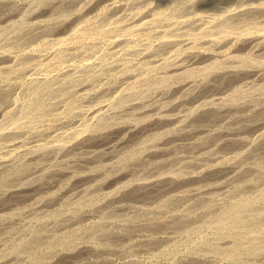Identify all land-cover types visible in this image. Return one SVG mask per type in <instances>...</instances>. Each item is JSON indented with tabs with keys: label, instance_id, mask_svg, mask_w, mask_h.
<instances>
[{
	"label": "rangeland",
	"instance_id": "rangeland-1",
	"mask_svg": "<svg viewBox=\"0 0 264 264\" xmlns=\"http://www.w3.org/2000/svg\"><path fill=\"white\" fill-rule=\"evenodd\" d=\"M118 1L0 0V264H264V0ZM214 58L226 68L198 70ZM178 62L192 76L168 80ZM209 106L230 112L198 121L217 136L190 147L178 137ZM230 128L246 143H223Z\"/></svg>",
	"mask_w": 264,
	"mask_h": 264
},
{
	"label": "bare ground",
	"instance_id": "bare-ground-1",
	"mask_svg": "<svg viewBox=\"0 0 264 264\" xmlns=\"http://www.w3.org/2000/svg\"><path fill=\"white\" fill-rule=\"evenodd\" d=\"M70 1H71V0H70ZM239 1H240V0H239ZM114 2H116V0H114ZM118 2H119V1L117 0V4H118ZM240 2L243 3L242 1H240ZM240 2H239V4H240ZM66 3H67V2H66ZM245 3H247V2L245 1ZM245 3H244V5H246ZM256 3H257V2H256ZM108 4L111 5L110 3H108ZM108 4H107V6H109ZM177 4H178V3H177ZM258 4H259V2H258ZM261 4H263V3H260V4H259L260 7H261ZM52 5H53L52 7L54 8V4H52ZM55 5H56V4H55ZM113 5H114V3L112 2V6H113ZM174 5H176V4L174 3L173 6H174ZM253 5H254V4H253ZM256 5H257V4H256ZM105 6H106V5H105ZM239 6H241V5H239ZM52 7H51V8H52ZM242 7H243V6H242ZM242 7H241V8H242ZM257 7H258V6H257ZM58 8H59V7H58ZM58 8H57V10H58ZM109 8H110V6H109ZM173 8H174V7H173ZM250 8H252V7H249V9H250ZM59 9H60V8H59ZM232 9H233V8H232ZM247 9H248V8H247ZM249 9H248V10H249ZM253 9H255V8L253 7ZM253 9H252V11H253ZM115 10H117V9H114V11H115ZM229 10H230V9H229ZM241 10H242V9H241ZM245 10H246V9H245ZM245 10H244V11H245ZM250 10H251V9H250ZM250 10H249V11H250ZM263 10H264V9H263ZM114 11H113V12H114ZM246 11H247V10H246ZM246 11H245V12H246ZM258 11H259V10H258ZM261 11H262V8H261ZM261 11H259V12H261ZM111 12H112V11H111ZM226 12H227V10H226ZM239 12H240V10H239ZM245 12H243V14H244ZM256 12H257V11H256ZM253 13L255 14V10L253 11ZM155 14H156V13H155ZM161 14H162V13H161ZM227 14H228V13H227ZM232 14H233V13H232ZM235 14H236V12H235ZM235 14H234V15H235ZM238 14H239V13H237L236 16H237V17H238V16L240 17L241 15H238ZM240 14H241V13H240ZM247 14H249V13H247ZM251 14H252V13H251ZM257 14H258V12H257ZM257 14H256V15H257ZM259 14H261V13H259ZM262 14H264V13H262ZM224 15H226V14H224ZM229 15H230V12H229L228 16H229ZM234 15H233V16H234ZM245 15H246V14H245ZM245 15H243L244 17L242 16V19L244 18V20H245L246 17H247V18H252V17H251L252 15H251V16L249 15V17H248L247 15H246V17H245ZM256 15H255L252 19H254L255 17H257ZM230 16H231V15H230ZM233 16H232V17H233ZM236 16H235V17H236ZM259 16H260V15H259ZM262 16L264 17V15H262ZM239 17H238V18H239ZM260 17H261V16H260ZM226 18L228 19L227 16H226ZM226 18H225V20H226ZM233 18H234V17H233ZM233 18L231 19V17H230L231 20H229V23H232ZM257 18H258V17H257ZM223 19H224V18H223ZM223 19H222V20H223ZM236 19H237V18H236ZM258 19H259V18H258ZM263 19H264V18H263ZM114 20H115V19H114ZM219 20H220V19H219ZM239 20H240V19H239ZM111 21H112V20H111ZM111 21H110V22H111ZM220 21H221V20H220ZM230 21H231V22H230ZM241 21H242V20H241ZM252 21H253V20H252ZM117 22H118V21H117ZM222 22H228V21H224V20H223ZM242 22H243V21H242ZM250 22H251V21H250ZM255 22H257V21L255 20ZM262 22H263V21H262ZM262 22H261V24H262ZM113 23H114V22H113ZM115 23H116V20H115ZM217 23H218V22H217ZM217 23H216V24H217ZM245 23H246V22H245ZM251 23H252V24L248 23V24L250 25V27H251V25H253V22H251ZM38 24H39V23H38ZM109 24H110V26L112 25L111 27L114 26V25L111 24V23H109ZM144 24H145V22H144ZM212 24H215V22L212 23ZM212 24H211V25H212ZM218 24H219V23H218ZM221 24H222V23H221ZM224 24H225V23H224ZM224 24H223V25H224ZM211 25H210V26H211ZM230 25H233V24H230ZM249 25H246V26L249 27ZM254 25H255V24H254ZM262 25H263V24H262ZM106 26H108V25H106ZM106 26H105V27H106ZM116 26H118V25H116ZM133 26H135V25H133ZM207 26H208V25H207ZM220 26H222V25H220ZM243 26H244V25H243ZM263 26H264V25H263ZM125 27H127V25H125ZM128 27H130V26H128ZM213 27H214V26H213ZM222 27H223V26H222ZM231 27H232V26H231ZM231 27H230V28H229V27L227 28V29H229V30H228L229 32L232 31V30H230V29H232ZM244 27H245V26H244ZM244 27H242V28H244ZM250 27H249V28H250ZM255 27H256V26H255ZM257 27H258V26H257ZM257 27H256V28H257ZM41 28H42V27H41ZM106 28H107V27H106ZM109 28H110V27L108 26V29H109ZM113 28H114V27H113ZM217 28H218V27H217ZM245 28H247V27H245ZM259 28H260V27H259ZM115 29H116V27H115ZM124 29H125V28H123V30H124ZM128 29H129V28H128ZM211 29H213V28H211ZM227 29H226V31H224V30L221 31V29H219V30H220V31H219V30L216 29V32L218 31V34H219V35H222V34H220V33L223 32V31H224V33L227 32V34H229L228 31H227ZM247 29H248V28H247ZM253 29L255 30L254 27H253ZM101 30H102V29H101ZM104 30H105V29H104ZM200 30H201V29H200ZM243 30H244V29H243ZM250 30H251V29H250ZM262 30H263V29H262V27H261V32L264 31V30H263V31H262ZM110 31H113V29H112V30L109 29V33H110ZM131 31H132V30H131ZM209 31H210V30H209ZM213 31H214V30H212V31H210V32H213ZM240 31H241V30H240ZM240 31H238V32H240ZM245 31H246V29H245ZM257 31H259V30H257ZM98 32H99V31H98ZM104 32H105V31H104ZM104 32H103V30H102V34H103ZM106 32H108V31H106ZM106 32H105V33H106ZM123 32H124V31H123ZM125 32H126V30H125ZM125 32H124V33H125ZM251 32H252V31H251ZM74 33H75V32H74ZM85 33H86V32H85ZM93 33H94V32H93ZM93 33H92V34H93ZM99 33H100V32H99ZM245 33H247V32H245ZM255 33H256V32H255ZM255 33H254V34H255ZM106 34H107V33H106ZM125 34H126V33H125ZM146 34H147V33H146ZM207 34H208V31H207ZM213 34H214V37L212 36L213 38L210 36V39H211V40H212V39H215V35H216V34H215V31L213 32ZM231 34L233 35V32H232ZM235 34H236V36L239 35V34H237L236 32H235ZM235 34H234V36H235ZM241 34H244V33L241 31ZM241 34H240V35H241ZM257 34H258V33H257ZM259 34H260V32H259ZM69 35H70V34H69ZM69 35H68V36H69ZM71 35H72V33H71ZM89 35H91V34L89 33ZM89 35H86V37L89 36ZM96 35H97V34H96ZM98 35H99V34H98ZM100 35H101V33H100ZM199 35H200V34H199ZM205 35H206V33H205ZM229 35H230V34H229ZM246 35H247V34H245V36H246ZM250 35H252V33L249 34L248 36H250ZM262 35H263V33H262ZM66 36H67V35H66ZM66 36H65V37H66ZM76 36H77V35H76ZM83 36H84V37H83ZM83 36H82V38H85V34H84ZM200 36H201V35H200ZM223 36H224V35H223ZM236 36H235L234 38H236ZM241 36H243V35H241ZM248 36H246V38H245V37H244V38L247 39ZM253 36H254V37H252V36L249 37L250 39H248V40H249L250 42L253 41V40H255V36H257V35L255 34V35H253ZM65 37H63V39H64ZM72 37H73V36H72ZM89 37H91V36H89ZM93 37H94V36H93ZM93 37H92V38H93ZM193 37H194V36H193ZM197 37H198V36H197ZM208 37H209V35H208ZM217 37H218V36H216V38H217ZM224 37H225V36H224ZM258 37H259V36H258ZM258 37H256V38H258ZM263 37H264V36H263ZM263 37L261 36V38H263ZM61 38H62V37H61ZM68 38H69V37H68ZM68 38H67V39H68ZM73 38H76V37H73ZM82 38H81V39H82ZM221 38H222V36H221ZM221 38H220V39H221ZM225 38H226V37H225ZM237 38L239 39V37H237ZM261 38H260V40L262 41V43H264V42H263L264 40H262ZM67 39H66V40H67ZM69 39H70V38H69ZM86 39H88V37H87ZM86 39H85V40H86ZM94 39H95V38H94ZM166 39H168V38H166ZM187 39H188V38H187ZM187 39H186V40H187ZM192 39H193V38H192ZM199 39H200V38H199ZM217 39H219V37H218ZM217 39H216V42H217ZM223 39H224V38H222V40H223ZM227 39H228V37H227ZM240 39H241V38H240ZM240 39H239V40H240ZM75 40H77V38H76ZM92 40H93V39H92ZM204 40H205V39H204ZM228 40H229V39H228ZM232 40H233V39H232ZM242 40H243V39H241V42H242ZM260 40H259V41H260ZM63 41H64V40H63ZM71 41H72V40H71ZM174 41H175V40H174ZM208 41H209V39H208ZM219 41H220V40H219ZM234 41H236V40H234ZM55 42H56V41H55ZM58 42H59V43H57V45L61 44V43H60L61 40L59 41V38H58ZM68 42H69V41H68ZM168 42H169V41H168ZM176 42H177V41H176ZM183 42H184V41H183ZM195 42H196V41H195ZM195 42L192 43L194 46H195ZM197 42H198V40H197ZM205 42H206V41H205ZM212 42H213V40H212ZM214 42H215V40H214ZM220 42H221V41H220ZM228 42H229V41H228ZM228 42H227V43L225 42V44L223 43L224 46L227 45ZM244 42H245V40H244ZM250 42H249V44L252 43V42H251V43H250ZM255 42H256V40H255ZM255 42H254V43H255ZM257 42H258V40H257ZM42 43H43V42H42ZM169 43H170V42H169ZM171 43H174V42H171ZM185 43H186V42H185ZM200 43H201V42H200ZM206 43H207V42H206ZM209 43H210V41H209ZM245 43H246V42H245ZM260 43H261V42H260ZM262 43H261V44H262ZM192 44H191V45H192ZM196 44H197V43H196ZM204 44H205V43H204ZM204 44H203V47H205ZM211 44H212V43H211ZM213 44H215V43H213ZM219 44H220V43H219ZM233 44H234V42H233ZM246 44H247V43H246ZM249 44H248V45H249ZM258 44H259V43H258ZM258 44H257V46H258ZM261 44H259V46H260ZM187 45H189V44H187ZM187 45H186V46H187ZM228 45H229V44H228ZM248 45H247V47H248ZM255 45H256V43H255ZM198 46H199V45H198ZM207 46H208V45H207ZM212 46H213V45H212ZM219 46H220V45H219ZM245 46H246V45H245ZM251 46H253V43H252ZM180 47H181V46H180ZM187 47H188V49H191V47L193 48V46H191L190 48H189V46H187ZM199 47H201V45H200ZM203 47H202V49H203ZM217 47H218V46H217ZM221 47H222V46H221ZM227 47H229V46H227ZM241 47H242V45H241ZM249 47H250V45H249ZM261 47H263V45H261ZM177 48H179V47H177ZM177 48H176V51H177ZM208 48H210V47H208ZM211 48H212V47H211ZM214 48H216V47H214ZM222 48H223V47H222ZM182 49H183V47H182ZM184 49H185V47H184ZM184 49H183V50H184ZM186 49H187V48H186ZM199 49H201V48H198L197 51H199ZM212 49H213V48H212ZM216 49H217V48H216ZM224 49H225V48H224ZM241 49H242V48H241ZM250 49H251V48H250ZM252 49H253V47H252ZM255 49H257V48H255ZM205 50H207V48H205ZM228 50H230V49H228ZM228 50H226V51L228 52ZM176 51H175V52H176ZM178 51H180V49H179ZM178 51L176 52L177 55H178V53H180V52H178ZM184 51H185V50H184ZM207 51H208V50H207ZM209 51H210V50H209ZM213 51H214V50H213ZM218 51H219V50H217V52H218ZM248 51H249V50H248ZM202 52H203V51H202ZM202 52H201V53H202ZM205 52H206V51H205ZM211 52H212V51H211ZM219 52H220V51H219ZM250 52H251V51H250ZM176 53H175V57H177V56H176ZM181 53H182V50H181ZM181 53H180V54H181ZM184 53H185V52H184ZM195 53H196V52H195ZM197 53H198V52H197ZM209 53H210V52H209ZM244 53L246 54V52H244ZM247 53H249V52H247ZM180 54L178 55V57H180ZM186 54H187V53H186ZM192 54H193V52H192ZM213 54H215V53H213ZM222 54H223V52H222ZM224 54H225V52H224ZM224 54H223V55H224ZM226 54H228V53H226ZM229 54H230V53H229ZM234 54H235V53H232V55H234ZM236 54H238V53H236ZM198 55H200V53H198ZM198 55H197V56H198ZM202 55H203V54H201V56H202ZM238 55H239V54H238ZM238 55H237V56H238ZM240 55L242 56V54H240ZM240 55H239V56H240ZM182 56H183V55H182ZM205 56H207V55L205 54ZM208 56H209V55H208ZM210 56H213V55H211V53H210ZM210 56H209V57H210ZM224 56H225V55H224ZM244 56H245V55H244ZM246 56H247V55H246ZM246 56H245L244 58H246V61H247V57H246ZM194 57H195V56H194ZM203 57H204V56H203ZM203 57H202L201 59H204ZM226 57H227V56H226ZM230 57H231V55H230ZM170 58H171V57H170ZM210 58H213V57H210ZM233 58H234V57H233ZM240 58H241V57H240ZM167 59H168V58H167ZM181 59H183V58H181ZM186 59H188V57H187ZM186 59H184V60L186 61ZM190 59H191V61L193 60V59H192V56H191ZM194 59H195V58H194ZM214 59H215V58H214ZM172 60H174V59H172ZM178 60H179V59H178ZM178 60H176V61H178ZM184 60H183V61H184ZM204 60H205V59H204ZM206 60H207V58H206ZM217 60H218V59H217ZM217 60L215 59V60L212 61V59H211V62H210V63L207 62L208 64L206 63V64H204V66L202 65L201 67L198 68V70H205V71L208 70V72H209V70L212 69L213 67L215 68V66H216V68L218 67L217 69L219 70V68H221L222 66L219 67V66H220L219 64H221V63H220L219 61H217ZM229 60H231V59H229ZM233 60H236V59H233ZM179 61H180V60H179ZM187 61H188V60H187ZM191 61L189 60L188 62H191ZM196 61L199 62L198 60H196ZM196 61H192L191 63L196 62ZM200 61H201V60H200ZM202 61H203V60H202ZM220 61L222 62V59H221ZM224 61H225V60H224ZM224 61H223V62H224ZM249 61H250V60H249ZM249 61H248V62H249ZM253 61H254V59H253ZM253 61H252V62H253ZM261 61H262V60H261ZM174 62H175V61H174ZM223 62H222L221 65H223V67H225V66H226V65L224 66L225 62H224V63H223ZM256 62H257V61H256ZM258 62H259V61H258ZM169 63H170V62H169ZM172 63H173V62H172ZM176 63H177V62H176ZM178 63H179V62H178ZM183 63H184V62H183ZM233 63H234V62H233ZM173 64H174V63H173ZM173 64H172V67H173V68H172V72H173V73L171 72V69H170L169 76H167V77H168V80H169V78L174 77V75H177L178 77H179V76H184V77L186 76V77H187V76L191 75V70H192V69L189 70L191 67H190L189 69H188V68H187V69H186V68L184 69L183 67H185V65H183L182 63L176 64V65H173ZM226 64H227L228 67H229L232 63L230 64V63L227 61ZM229 64H230V65H229ZM257 64H258V63H257ZM261 64H262V63H261ZM237 65H239V64H237ZM186 66H187V65H186ZM196 66H197V65H196ZM198 66H199V65H198ZM231 66H232V65H231ZM239 66H240V65H239ZM250 66H252V65H250ZM254 66H255V63H254ZM169 67H171V65H170ZM169 67H168V71H169ZM228 67H227V68H228ZM233 67H234V66H233ZM259 67H260V66H259ZM262 67H263V66H262ZM194 68H195V66H194ZM225 68H226V67H225ZM237 68H238V67H237ZM237 68H236V69H237ZM251 68H252V67H251ZM253 68H254V67H253ZM228 69H229V68H228ZM233 69L235 70V68H233ZM241 69H242V68H241ZM260 69H261V68H260ZM166 70H167V69H166ZM166 70H165V75H166V74L168 75V73H166V72H167ZM214 70H215V69H214ZM222 70H223V69H222ZM238 70H239V69H238ZM242 70H243V69H242ZM252 70H253V69H252ZM255 70H256V69H255ZM258 70H259V69H258ZM223 71H224V70H223ZM228 71H229V70H228ZM197 72H198V71H197ZM202 72H203V71H202ZM202 72H200L201 75H202ZM217 72H220V71H217ZM225 72L227 73V75L229 74V72H227V70H226ZM252 72H253V71H252ZM256 72H257V71H256ZM170 73H172V74H170ZM193 73H194V72H193ZM200 73H199V74H200ZM215 73H216V72H215ZM221 73H222V72H221ZM223 73H224V72H223ZM234 73H235V71H234ZM246 73H247V72H246ZM249 73H251V72L249 71ZM254 73H255V71H254ZM254 73H253V74H254ZM194 74H195V73H194ZM216 74H217V73H216ZM216 74H215V76H216ZM235 74H237V71H236ZM235 74H234V75H235ZM238 74H239V72H238ZM130 75H131V74H130ZM163 75H164V73L162 74V76H163ZM165 75H164V76H165ZM196 75H197V74H196ZM207 75H209V74H207ZM212 75H213V74H212ZM218 75H220V74L218 73ZM218 75H217L216 77H220V76H221V75H220V76H218ZM229 75H230V74H229ZM232 75H233V71H232L231 76H232ZM248 75H249V74H248ZM158 76H160V75H158ZM158 76H157V77H158ZM191 76H192V75H191ZM205 76H206V75H205ZM213 76H214V75H213ZM223 76H224V74H223ZM225 76H226V74H225ZM225 76H224V78L221 76V77H222V78L220 77L221 79H220V78L217 79V78L215 77L216 80H215V79L212 80V84H211V85H213V86H219V85H220V86H221V84H219V83L223 82V79H225ZM231 76H229V77H231ZM236 76H237V78H238V75L232 76V77H233V79H232L233 81L236 80V79H234V78H236ZM239 76H240V75H239ZM129 77H130V76H129ZM154 77H155V76H154ZM178 77H177V78H178ZM193 77H194V76H193ZM202 77H203V76H202ZM206 77H207V76H206ZM229 77H228V78H229ZM155 78H156V77H155ZM162 78H163V77H162ZM179 78H182V77H179ZM195 78H196V77H195ZM200 78H201V77H200ZM204 78H205V77H204ZM213 78H214V77H213ZM228 78H227V79H228ZM240 78H241V77H240ZM132 79H133V78H132ZM149 79H150V78H149ZM156 79H158V78H156ZM156 79H154V80H156ZM163 79H165V78H163ZM163 79L160 78V80H162V82H164V81L166 82V81H167V78H166V80H164V81H163ZM175 79H176V78H175ZM185 79H186V78H185ZM187 79H188V77H187ZM154 80H153V81H154ZM177 80H178V79H177ZM191 80H192V78H191ZM202 80H203V78H202ZM206 80H207V79H205V81H206ZM225 80H226V79H225ZM225 80H224V82H225ZM228 80L230 81L231 79H228ZM132 81H133V80H132ZM132 81H130V83H131ZM134 81H136V80H134ZM194 81H195V80H194ZM205 81H203V82H205ZM207 81H208V80H207ZM213 81H215V82L213 83ZM229 81H228V83H229ZM158 82H159V79H158ZM158 82H157V83H158ZM162 82H161V83H162ZM171 82H173V81L171 80ZM171 82H169L170 85H172ZM201 82H202V81H201ZM203 82H202V83H203ZM132 83L135 84L134 82H132ZM154 83H156V82H154ZM169 83H168V85H169ZM187 83H188V82H187ZM210 83H211V82H210ZM228 83H227V84H228ZM230 83H231V82H230ZM144 84H145V83H144ZM158 84H159V83H158ZM158 84H157V85H158ZM164 84H165V83H164ZM180 84H181V87H184L183 85H186V84L181 83V82H180ZM194 84H195V83H194ZM218 84H219V85H218ZM225 84H226V82H225ZM227 84H226V85H227ZM165 85H166V84H165ZM187 85H188V84H187ZM191 85H192V84H191ZM197 85H198V84H197ZM197 85H196V86H197ZM207 85H208V84H207ZM131 86H133V85H130V87H131ZM176 86H177V85H176ZM193 86H194V85H193ZM196 86H195V87H196ZM170 87H171V86H170ZM190 87H191V86H190ZM205 87H206V86H205ZM261 87H263V86H261ZM132 88H134V87H132ZM147 88H148V87H147ZM168 88H169V87H168ZM184 88H185V87H184ZM238 88H239V87H238ZM127 89H128V87H127ZM127 89H124V90H127ZM137 89H138V88H137ZM195 89H196V88H195ZM195 89H194V90H195ZM128 90H129V89H128ZM132 90H133V89H132ZM187 90H188V89H187ZM189 90H190V89H189ZM197 90H198V89H197ZM201 90L203 91V89H201ZM208 90H210V89H208ZM239 90H240V92H241V89H239ZM122 91H123V90H122ZM136 91H137V90H136ZM136 91H133V92H135V94H136ZM138 91H139V90H138ZM165 91H166V90H165ZM178 91H179V90H178ZM192 91H193V90H192ZM204 91H205V90H204ZM234 91H235V90H234ZM236 91H237V90H236ZM86 92H88V91H86ZM86 92H85V93H86ZM89 92H90V91H89ZM120 92H121V89H120V91L118 92V94H119ZM131 92H132V91H131ZM133 92L130 93V94L133 95V94H134ZM166 92H167V91H166ZM207 92H208V91H207ZM85 93L83 92V94H85ZM116 93H117V92H116ZM123 93H124V92H123ZM127 93H128V92H127ZM127 93H126V94H127ZM180 93H181V92H180ZM182 93H183V92H182ZM198 93H200V90H198ZM124 94H125V93H124ZM130 94H129V96H130ZM138 94H139V92H138ZM174 94H175V93H174ZM178 94H179V93H178ZM206 94H207V93H206ZM224 94H225V93H224ZM228 94H229V93H228ZM233 94H234V93H233ZM238 94H239V91H238ZM85 95H86V94H85ZM121 95H122V94H121ZM127 95H128V94H127ZM140 95H141V94H140ZM200 95H201V94H200ZM200 95H199V96H200ZM204 95H205V94H204ZM230 95H231V94H230ZM235 95H236V93H235ZM116 96H117V95H116ZM124 96H125V95H124ZM125 97H126V96H125ZM130 97H131V96H130ZM134 97H137V95H135ZM182 97H184V96H182ZM191 97H193V96H191ZM191 97L187 99V100H189V103H190V102L192 103V102L194 101V99H195L194 97H193V98H191ZM227 97H228L227 99H232V97L229 96V95H228ZM233 97H234V95H233ZM122 98H123V97H122ZM127 98H128V97H127ZM132 98H133V96H132ZM219 98H220V97H219ZM223 98H226V97L223 96ZM123 99H124V98H123ZM128 99H129V98H128ZM215 99H216V98H215ZM217 99H218V98H217ZM217 99H216V100H217ZM114 100H115V98H114ZM187 100H186V102H187ZM211 100H212V99H211ZM211 100H210V101H211ZM112 101H113V100H112ZM123 101H124V100H123ZM202 101H203V100H202ZM208 101H209V100H207V102H208ZM210 101H209V102H210ZM214 101H215V100H214ZM219 101H220V100H219ZM229 101H230V100H229ZM231 101H232V100H231ZM234 101H235V100H234ZM236 101H237V100H236ZM221 102H224V101H221ZM191 103H190V104H191ZM203 103H205V102H203ZM219 103H220V102H219ZM224 103H225V102H224ZM214 104H215V103L213 102V107L215 106ZM220 104H221V103H220ZM222 104H223V103H222ZM222 104H221L220 107H222ZM232 104H233V103H232ZM235 104H236V102H235ZM235 104H233V105H235ZM97 105H98V104H97ZM99 105H100V104H99ZM202 105H203V104H202ZM205 105H206V104H205ZM209 105H210V104H209ZM243 105H244V104H243ZM101 106H102V105H101ZM195 106H196V105H195ZM198 106H199V108L202 107V106H200L199 104H198ZM207 106H208V105H207ZM210 106H211V105H210ZM210 106H209V107H210ZM224 106H226V105L224 104ZM235 106H236V105H235ZM235 106H234V107H235ZM248 106H249V105H248ZM102 107H104V104H103ZM125 107H126V106H125ZM130 107H131V106H130ZM204 107H205V106H204ZM209 107H207L208 109L205 108V111L200 110V111H202V112H201V113H197L198 116L196 115L197 117L195 116L196 118H194V119L191 121L192 123L190 122V124H189V125H190V128L188 127L187 130L184 129V132L181 131L183 135L180 133L181 136L178 137V138H187V139H189V143H188V144H189L190 147L198 148V147H197V144H198V143H196V140H197V139L199 140V138H196V137H197V136H198V137H199V136H202V135L204 134V132L206 131V130H205V131L202 133V128H200V129H201V131H200V129L198 128V127H200V126H199V123H197L198 121L201 122V121H206L207 119L210 120V119H212V117L215 118V116H218V115H220V117H219V116H218V117L221 118V117L223 116V114L225 115V112H226V111H224V112H221L222 110L220 111V109H222L223 107L220 108L219 110H218V108H216V107H215L216 110H215V108H214V109H213V108L211 109V107H210V109H209ZM218 107H219V106H218ZM263 107H264V106H263ZM195 108H196V107H195ZM195 108H194V109H195ZM199 108H198V109H199ZM95 109H96V108H95ZM100 109H101V108H100ZM105 109H106V108H105ZM225 109H226V108H225ZM225 109H223V110H225ZM242 109H243V107H242ZM257 109H259V108H257ZM257 109H256V111H257ZM262 109H264V108H262ZM103 110H104V109H103ZM196 110H197V108H196ZM196 110H193V111L195 112ZM203 110H204V109H203ZM226 110H229V109H226ZM232 110H233V109H232ZM251 111H252V110H251ZM259 111H261V110L259 109ZM262 111L264 112V110H262ZM227 112H230V111H227ZM227 112H226V114H227ZM257 112H258V111H257ZM257 112H255V113H257ZM100 113H102V112H100ZM260 113H261V112H260ZM97 114H99V112H98ZM97 114H96V115H97ZM228 114H229V113H228ZM253 114H254V111H253ZM25 115H26V114H25ZM99 115H102V114H99ZM258 115H259V112H258ZM18 116H19V115H18ZM18 116H17V117H18ZM25 117H26V116H25ZM261 117H262V116H261ZM113 118H114V117H113ZM113 118H112V119H113ZM137 118H138V117H137ZM13 119H14V118H13ZM15 120H16V119H15ZM110 120H111V119H110ZM131 120H132V119H131ZM137 120H139V119H137ZM23 121H24V120H23ZM111 121H112V120H111ZM115 121H116V120H115ZM140 121H141V120H140ZM167 121H168V120H167ZM234 121H236V120L233 119V123H234ZM10 122H11V121H10ZM12 122H13V121H12ZM104 122H105V121H104ZM108 122H109V121H108ZM229 122H230V121H229ZM14 123H15V122H14ZM18 123H21V122L18 121ZM22 123L24 124L25 122H22ZM105 123H106V122H105ZM120 123H122V122H119V124H120ZM124 123H125V122H124ZM126 123H127V122H126ZM196 123H197L198 125H196ZM231 123H232V122H231ZM7 124H9V123H7ZM10 124H11V123H10ZM10 124H9V126H10L9 128L12 129ZM89 124H90V123H89ZM89 124H85V125L82 124L83 126L80 128V130H81V131H84V130H86V131H87V130L90 131L89 129H91V125L89 126ZM107 124H108V123H107ZM107 124H106V125H107ZM113 124H115V122H114ZM135 124H136V123H135ZM1 125H2V123H1ZM1 125H0V126H1ZM13 125H14V124H13ZM15 125H16V124H15ZM18 125H21V124H18ZM108 125H109V124H108ZM108 125H107V126H108ZM110 125H112L111 122H110ZM191 125H192V126H191ZM226 125H227V124H226ZM240 125H241V124H240ZM242 125H243V124H242ZM246 125H247V124H246ZM100 126L102 127V125H100ZM103 126L105 127V125H103ZM187 126H188V125H187ZM197 126H198V127H197ZM243 126H244V125H243ZM243 126H240V127H243ZM4 127H6V125H5ZM4 127L1 126L0 129H2V128H4ZM7 127H8V125H7ZM7 127H6V128H7ZM15 127H17V126H15ZM19 127H20V126H19ZM21 127H23V125H22ZM196 127H197L198 129H197ZM227 127H229V125H228ZM230 127H231V126H230ZM234 127H235V126H234ZM102 128H103V127H102ZM192 128H196V129H192ZM231 128H232V127H231ZM231 128H230V130L227 129V130H229L230 132H227V131L224 132V133H226V134L223 135L224 137L222 136V132L224 131V129H223L222 132H221V130H218V131H220L221 133L218 132V131H215V132L218 133V136H222V137H223V143H225V144H232V143H234V144H241V143H246V140H245L244 137H242V136H238V133H235V132H234V131H236V130H237V132H238L237 127H235V128H234L235 130L233 129L234 131H232V132H231V130H232ZM20 129H21V128H20ZM22 129H23V128H22ZM22 129H21V130H22ZM99 129H100V128H99ZM2 130H3V129H2ZM2 130H0V131H2ZM73 130H74V129H73ZM91 130H92V129H91ZM96 130H97V129H96ZM225 130H226V129H225ZM93 131H95V130H93ZM263 131H264V130H263ZM65 132H66V131H65ZM95 132H96V131H95ZM79 133H80V132H79ZM199 133H200V134H199ZM219 133H220L221 135H219ZM201 134H202V135H201ZM205 134H206V136H205V135H204V136L207 137L208 130H207V133L205 132ZM210 134H211V133H210ZM260 134H261V133H260ZM213 136L216 137L217 135L214 134ZM213 136H212V135H211V136L209 135V137H210L211 139L214 138ZM205 137H202V138H205ZM209 137H207V138H209ZM212 137H213V138H212ZM261 137H262V136H261ZM194 138H196V140H194ZM202 138H200V139H202ZM210 138H209V139H210ZM217 138H218V137H217ZM219 138H220V137H219ZM176 139H177V138H176ZM211 139H210V140H211ZM263 139H264V138H263ZM53 140H55V139H53ZM177 140H178V139H177ZM184 140H185V139H184ZM205 140H206V138H205ZM207 140H208V139H207ZM55 142H56V141H55ZM58 142H59V141H58ZM82 142H83V141H82ZM167 142H168V141H167ZM167 142H165V143H167ZM186 142H187V141H186ZM201 142H202V141H201ZM53 143H54V142H53ZM61 143H62V142H61ZM80 143H81V142H80ZM162 143H163V142H162ZM165 143H164V145H167V144H165ZM178 143H179V142H178ZM178 143H176V144H178ZM202 143H203V142H202ZM202 143H201V145H200V144H198V145L203 146L205 142H204L203 144H202ZM55 144H56V143H55ZM59 144H60V142H59ZM59 144H58V145H59ZM63 144H64V143H63ZM182 144H183V143H182ZM188 144H187V145H188ZM207 144H208V143H207ZM262 144H263V143H262ZM162 145H163V144H161V146H162ZM195 145H196V146H195ZM205 145H206V144H205ZM42 146L44 147V145H42ZM46 146H47V145H46ZM56 146H57V145H56ZM59 146H61V145H59ZM261 146H262V145H261ZM40 147H41V146H40ZM43 147H42V148H43ZM163 147H164V146H163ZM163 147L160 148V150L162 149L163 151H166V150H167L166 148H168V147H166V148H163ZM44 148H45V147H44ZM176 148H177V147H176ZM195 148H194V149H195ZM200 148H204V146H203V147H200ZM205 148H208V147H205ZM165 149H166V150H165ZM198 149H199V148H198ZM208 149H209V148H208ZM208 149H207V151H208ZM200 150H202V149H200ZM163 151H160V153H162ZM249 151H250V150H249ZM166 152H169V149H168V151H166ZM43 153H44V152H43ZM152 153H153V152H152ZM46 154H47V153H46ZM228 158H230V157H228ZM231 159H232V158H231ZM231 164H232V163H231ZM232 165H233V164H232ZM228 167H231V165H230V166L227 165V168L225 169L226 174H229V173H231V172H233V171L235 170V169H234L235 167H233V166H232L231 168H228ZM244 169H245V168H244ZM240 170H241V169H240ZM242 170H243V169H242ZM223 171H224V170H223ZM245 171H246V170H245ZM240 172H241V171H240ZM243 172H244V171H243ZM242 174H243V173H242ZM246 174H247V173H246ZM237 175H239V177H241V176H240L241 173H239V171H238V172H235V173L233 174L235 180H236L235 176L237 177ZM233 176L231 175L232 180H233ZM243 176L246 177L245 174H244ZM239 177H237V179H238ZM228 178H229V177H228ZM228 178H227V179H228ZM165 179H167V178H165ZM169 180H170V179H169ZM230 180H231V179H230ZM156 181H157V180H156ZM223 181H224V180H223ZM154 182H155V181H154ZM155 183H156V182H155ZM227 183H228V181H227ZM239 183H240V182H239ZM221 184H223V183H221ZM224 184H225V183H224ZM224 184H223V185H224ZM217 185H218V184H216V187L218 188L220 185H219V186H217ZM223 185H222V186H223ZM136 186H137V185H136ZM235 186H236V185H235ZM237 186H238V188L241 187L239 184H237ZM223 187H224V186H223ZM191 188H192V187H191ZM191 188H190V189H191ZM194 188H195V187H194ZM198 188H201V187L199 186ZM235 188L237 189V187H234L233 190H235ZM137 189H138V188H137ZM190 189H188V190H190ZM214 189H215V188H214ZM154 190H155V189H154ZM157 190H158V189H157ZM185 190H186V189H185ZM197 190H199V189H197ZM130 191H131V190H130ZM144 191H145V190H144ZM195 191H196V189H195ZM205 191H206V190H205ZM139 192H140V191H139ZM197 192H198V191H197ZM206 192H207V191H206ZM136 193H137V192H136ZM146 193H147V192H146ZM173 195H174V194H172V195H170V196L174 197L175 195L178 196V195H180V194H175L174 196H173ZM11 196H12V195H11ZM176 196H175V197H176ZM181 196H183V194H182ZM172 197H171V198H172ZM175 197H174V198H175ZM178 197H180V196H178ZM178 197H177V199H178ZM183 197H184V196H183ZM168 198H169V197H168ZM168 198H167V199H168ZM169 199H170V198H169ZM181 199H182V198H181ZM181 199L179 198V199L177 200V202H178L179 200H181ZM242 199H243L244 201L237 200V199H236L237 202L234 201L235 204L237 203L236 206H235V204H234V206L236 207V211H237V209H238L239 207L242 208V206H243V207L245 206V204H246V199H245L244 197H243ZM172 200H173V198H172ZM201 200H202V199H201ZM175 201H176V198H175ZM168 202H169V201H168ZM177 202H176V203H177ZM170 203H171V202H170ZM172 203H174V202H172ZM231 203H232V202H231ZM232 204H233V203H232ZM230 205H231V204H230ZM237 205H238V206H237ZM245 207H246V206H245ZM245 207H244V208H245ZM233 209H234V207H233ZM226 210H228V209H226ZM238 210H239V209H238ZM241 210H242V209H241ZM243 210H244V209H243ZM236 211L232 210V208H231V209H229L227 212L229 213L228 215H230L232 218L234 217V219H235V217L237 216L236 214H237V213L240 214L238 211H237V212H236ZM227 212H226V213H227ZM182 214H183V213H182ZM260 214L263 216L264 211H263V213H260ZM174 215H175V214H174ZM225 215H226V214H225ZM235 215H236V216H235ZM178 216H179V215H178ZM262 216H261V217H262ZM170 217H171V216H170ZM179 217H180V216H179ZM238 217H239V216H238ZM176 219H177V218H176ZM216 219H217V218H216ZM221 219H222V217H221ZM230 219H231V218H230ZM234 219H231V220H234ZM174 220H175V219H174ZM218 220H220V217H219ZM231 220H230V221H231ZM179 221H180V220H179ZM182 222H183V221H182ZM236 222H237V221H236ZM162 223H163V222H162ZM165 223H166V222H165ZM168 223H169V222H168ZM171 223H172V222H171ZM165 226H166V225H165ZM160 227H161V226H160ZM128 228H129V227H128ZM129 230H130V228H129ZM107 231H108V230H107ZM118 234H119V233H118ZM113 236H114V235H113ZM247 239H249V238H247ZM252 240H253V239H252ZM252 240H251V241H252ZM151 241H152V240H151ZM235 241H236V240H235ZM238 241H239V240H238ZM243 242H244V241H243ZM253 242H254V241H253ZM247 243H248V242H247ZM237 244H238V243H237ZM249 244H250V243H249ZM245 245H246V244H245ZM230 246H231V247H230ZM230 246H228V247H230V250H229V249L227 248V246H226V249L229 251V253H228V254L226 253V254L229 255V256H231L232 254H234V253H235V250H237V252H238V249H237V248H236V249L234 248V246H235L234 244H233V245H230ZM232 246H233V247H232ZM243 246H244V245H243ZM243 246H242V247H243ZM251 247H252V246H251ZM256 247H257V246H256ZM256 247H255V248H256ZM240 248H241V247H240ZM253 248H254V247H253ZM253 248H252V249H253ZM226 249H222V250H224V252H226ZM260 249H261V248H260ZM262 249H263V248H262ZM94 250H95V248H94ZM241 250H242V249H241ZM253 250H254V249H253ZM257 250H258V249H257ZM257 250H255V251H257ZM263 250H264V249H263ZM239 251H240V250H239ZM247 251H248V250H247ZM249 251H250V250H249ZM249 251H248V252H249ZM241 252H242V251H241ZM259 252H261V251H259ZM259 252L257 251V252H255V253L260 254ZM226 254H225V255H226ZM243 254H244V253H243ZM225 255H224V256H225ZM245 255H246V254H245ZM234 256H236V255H234ZM190 257H191V256H190ZM226 257H227V256H226ZM259 257H260V256H259ZM193 258H194V257H193ZM231 258H232V257H231ZM231 258H230L229 260H231ZM233 258H234V257H233ZM263 258H264V257H263ZM225 259H226V258H225ZM237 259H238V257H237ZM233 260H234V259H233ZM235 260H236V259H235ZM260 260H261V259H260ZM186 261H187V260H186ZM231 261H232V260H231ZM262 261H263V260H262ZM181 262H182V261H181ZM189 263H190V262H189ZM193 263H195V262H193ZM232 263H233V262H232ZM239 264H240V263H239ZM248 264H249V263H248Z\"/></svg>",
	"mask_w": 264,
	"mask_h": 264
}]
</instances>
